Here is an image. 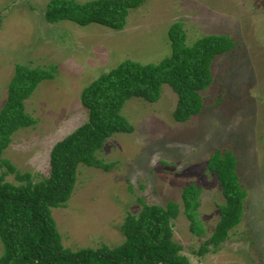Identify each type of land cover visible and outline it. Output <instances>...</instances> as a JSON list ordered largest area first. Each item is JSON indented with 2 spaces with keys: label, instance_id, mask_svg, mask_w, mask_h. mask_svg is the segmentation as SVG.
Segmentation results:
<instances>
[{
  "label": "rangeland",
  "instance_id": "rangeland-1",
  "mask_svg": "<svg viewBox=\"0 0 264 264\" xmlns=\"http://www.w3.org/2000/svg\"><path fill=\"white\" fill-rule=\"evenodd\" d=\"M47 1L0 0V106L15 66L54 68L22 102L33 123L15 130L0 153L34 181L48 173L51 145L86 120L78 101L81 88L123 60L154 64L167 56L170 24H179L186 46L208 34L232 43L210 61V81L197 92L201 109L186 121L172 119L176 98L165 84L153 102L134 97L123 102L119 115L131 131L111 134L94 152L109 167L78 164L68 198L49 210L61 246L120 244L118 227L126 213L139 209L140 198L145 204L177 205L171 239L188 264H264V0H141L119 30L46 23L41 12ZM214 149L235 158L244 197L226 238L197 255L222 204L213 174L204 169ZM4 180L14 182L10 173ZM187 184L198 188V236L182 214L179 194Z\"/></svg>",
  "mask_w": 264,
  "mask_h": 264
},
{
  "label": "trees",
  "instance_id": "trees-1",
  "mask_svg": "<svg viewBox=\"0 0 264 264\" xmlns=\"http://www.w3.org/2000/svg\"><path fill=\"white\" fill-rule=\"evenodd\" d=\"M141 0H48L41 12L46 23L66 20L78 26L94 23L119 30L127 11ZM169 53L157 63L139 64L123 60L100 73L81 88L78 101L86 111V120L60 140L47 153L48 173L34 181L28 172L17 171L0 157V264H188L179 253L180 246L171 239L172 220L177 205L166 201L163 206L145 204L126 213L118 227L120 244L69 250L60 244L50 208L62 205L74 183L78 164L106 170L110 164L97 159L94 152L113 133H129L131 127L119 115L123 102L131 97L153 102L161 84L175 94L171 117L184 122L199 113L198 91L210 81L209 64L217 55L231 47L224 35L208 34L191 45L183 43L178 23L166 30ZM54 68L15 66L7 83L0 106V153L11 134L30 126L33 120L23 111V100L36 83L50 79ZM235 158L229 152L214 149L206 158L204 169L212 173L222 198L217 206V220L208 238L195 254L214 249L226 238V232L239 220L244 191L234 173ZM10 173L14 182L4 180ZM198 188L187 184L180 189L182 214L188 229L198 236L195 207Z\"/></svg>",
  "mask_w": 264,
  "mask_h": 264
}]
</instances>
